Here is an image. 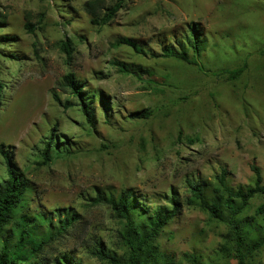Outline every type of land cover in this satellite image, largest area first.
Returning a JSON list of instances; mask_svg holds the SVG:
<instances>
[{"label": "rangeland", "instance_id": "1", "mask_svg": "<svg viewBox=\"0 0 264 264\" xmlns=\"http://www.w3.org/2000/svg\"><path fill=\"white\" fill-rule=\"evenodd\" d=\"M85 1L0 0V79L7 86L0 146L12 148L33 183L30 212L79 215L53 251L105 264L87 254L96 237L111 251L123 250L110 209L91 205L97 189L114 196L132 190L150 211L170 206L176 193L184 211L159 238L161 249L182 264H190L186 255L203 264H237L226 243L228 224L188 204L187 181L206 185L211 197L224 171L235 190L254 184L252 166L264 176V0H126L103 28L89 24ZM28 13L34 33L24 27ZM192 27L206 40L200 53L190 49L196 65L153 58L164 47L178 49ZM122 37L137 41L146 56L117 45ZM69 38L79 52L71 64L58 44ZM113 61L132 65L138 76L120 73ZM70 71L85 85L95 126L59 86ZM53 92L77 106L65 111ZM144 109L149 119L131 116ZM54 127L53 162L40 167ZM262 204L264 195L255 197L239 220L255 223ZM247 264H264V248Z\"/></svg>", "mask_w": 264, "mask_h": 264}, {"label": "trees", "instance_id": "2", "mask_svg": "<svg viewBox=\"0 0 264 264\" xmlns=\"http://www.w3.org/2000/svg\"><path fill=\"white\" fill-rule=\"evenodd\" d=\"M126 0H117L112 5L107 0H87L82 5L89 24L103 28L111 24L117 13L123 8ZM28 13L25 29L34 33L35 26L30 21ZM71 22V20H69ZM203 32L197 27H192L191 33L180 43L179 48L164 47L163 55L153 54V58H172L190 65H196V61L190 56V49L200 53L205 48L206 40ZM60 49L67 56L68 63H72L79 52L73 41L69 38L58 42ZM117 45H126L136 53L145 55L143 47L132 38L122 37L116 41ZM18 60V58H16ZM112 65L118 71L126 75L138 76L137 69L121 61H113ZM142 71V70H141ZM63 91H70L78 100L86 120L95 126L96 113L91 108L86 97L85 85L80 83L76 74L70 71L62 78L59 84ZM6 84L0 79V112L5 103ZM52 98L65 111L74 108L76 103L70 99L62 100L57 92L52 93ZM133 118L149 119L152 116L150 109L136 111L131 114ZM56 127H54L41 152V160L38 166H48L53 162L54 153L58 147ZM182 133L179 134L181 139ZM198 139V138H197ZM191 143L196 140H190ZM16 153L6 145L0 146L6 177L0 179V264H83L73 253L53 251L54 245L67 237L72 228L79 221V215L57 211L56 218L47 213H31L29 210L30 195L34 187L26 172L17 164ZM255 174L253 185L241 187L237 190L226 182L224 171L218 179V185L213 189V195L209 197L206 185L188 180L187 184L191 192L189 205L197 204L213 219L225 222L230 228L226 243L233 246L234 258L237 264H247L264 248V204L256 211L258 219L255 223H245L239 220L247 211L251 200L264 195V176L259 167L252 166ZM94 207L106 206L117 220V244L123 250L118 254L109 250L100 237L93 240V246L86 247L89 257L105 264H182L175 260L169 253L163 251L158 243L159 238L170 223L182 215L184 207L173 193L170 206H160L153 211L141 205L139 199L132 190L124 189L118 196L106 193L99 189L96 196L90 200ZM228 213V217L225 216ZM227 252L224 247V253ZM190 264H203L197 255H186Z\"/></svg>", "mask_w": 264, "mask_h": 264}]
</instances>
